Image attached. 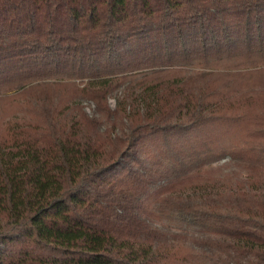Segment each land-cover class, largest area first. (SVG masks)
I'll return each instance as SVG.
<instances>
[{
  "label": "trees",
  "instance_id": "obj_1",
  "mask_svg": "<svg viewBox=\"0 0 264 264\" xmlns=\"http://www.w3.org/2000/svg\"><path fill=\"white\" fill-rule=\"evenodd\" d=\"M250 67L264 0H0V264H264Z\"/></svg>",
  "mask_w": 264,
  "mask_h": 264
},
{
  "label": "rangeland",
  "instance_id": "obj_2",
  "mask_svg": "<svg viewBox=\"0 0 264 264\" xmlns=\"http://www.w3.org/2000/svg\"><path fill=\"white\" fill-rule=\"evenodd\" d=\"M234 73L235 76L232 75L231 77L226 74L206 77L207 81L210 80L215 84H231L237 96H241L242 98L245 97V100L249 104V108H246L249 112L247 119L243 120L241 125L229 129V131L222 137L221 145L223 146L242 144L245 142L247 140L245 137L246 132L252 129L253 124L255 123V120H253L251 116L253 114L263 116L264 113V70L250 67L242 72ZM18 106L16 104L12 106L13 108L11 107V109H9L1 105L2 114L0 116L6 117L11 113L17 112ZM226 162L227 160L225 159L214 161L211 164L204 166L200 170V174L204 177H212L223 169ZM234 164L235 163L230 162L229 165Z\"/></svg>",
  "mask_w": 264,
  "mask_h": 264
}]
</instances>
